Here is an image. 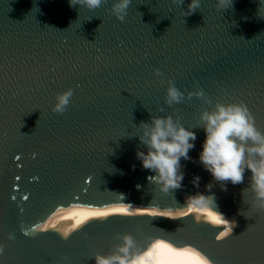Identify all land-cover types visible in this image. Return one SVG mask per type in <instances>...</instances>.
<instances>
[{
  "label": "water",
  "instance_id": "95a60500",
  "mask_svg": "<svg viewBox=\"0 0 264 264\" xmlns=\"http://www.w3.org/2000/svg\"><path fill=\"white\" fill-rule=\"evenodd\" d=\"M190 2L132 0L122 22L114 0L94 11L69 0H0V264H96L125 236L132 255L160 245L207 264H264V209L252 206L250 171L233 185L199 162L200 116L217 104H245L264 133V0H233L227 10L201 0L189 15ZM170 82L185 97L171 106ZM68 89L66 111L54 112ZM201 89L203 98H188ZM153 115L197 136L181 160L183 186L167 193L136 155L147 151L137 128ZM199 192L214 193L218 209L208 207L229 221L83 208L173 207Z\"/></svg>",
  "mask_w": 264,
  "mask_h": 264
},
{
  "label": "clouds",
  "instance_id": "9594fccd",
  "mask_svg": "<svg viewBox=\"0 0 264 264\" xmlns=\"http://www.w3.org/2000/svg\"><path fill=\"white\" fill-rule=\"evenodd\" d=\"M105 0H69L70 7L79 5L94 11L101 7ZM132 0H114L112 14L123 20L127 15ZM174 4L184 5L185 0H172ZM219 7L224 10L233 5V0H217ZM201 6V0H191L187 5L188 14L194 13ZM157 76L162 75L159 69L155 70ZM195 95L203 98L205 93L199 91L189 93L188 98ZM73 96V90L60 93L56 96L53 111L63 114ZM184 93L173 83H169L165 102L171 106L183 102ZM163 111V109H161ZM200 120L205 132V140L199 153V162L217 182H231L233 185L243 183L245 172L250 171V184L254 193L253 205L264 209V133L254 125V118L247 106L243 103L223 105L217 104L212 111L201 113ZM138 138L140 143L147 147V151H137V159L144 169L154 173L149 182L160 186L161 191L169 192L180 189L184 179L181 160H189V151L195 147L196 132L182 125L173 116H152L150 122L141 121ZM200 177L193 178V185L199 187ZM211 183L206 187L211 190ZM222 189L227 190V184L222 183ZM245 189L242 190V194ZM243 197V195H242ZM187 203L193 210L199 211L207 206H215V194L205 195L202 192L186 197ZM241 214V212H240ZM216 224L227 220L222 213H209ZM12 237L10 236L9 239ZM134 241L131 236L124 237V243L118 247L117 252L110 256L97 255L96 264H145V258L132 255L131 249ZM3 251L0 246V252ZM151 255V253H149Z\"/></svg>",
  "mask_w": 264,
  "mask_h": 264
},
{
  "label": "bare ground",
  "instance_id": "6f19581e",
  "mask_svg": "<svg viewBox=\"0 0 264 264\" xmlns=\"http://www.w3.org/2000/svg\"><path fill=\"white\" fill-rule=\"evenodd\" d=\"M97 214L101 213H137L148 211H164L167 213H180V215H209L215 214L217 211L205 207L199 211L193 210L189 203L185 205H177L173 207H143V206H130V205H116V206H86L83 207ZM222 213V212H220ZM226 215L225 213H222ZM151 253V255H149ZM145 258V264H203L202 261L194 258L193 256L183 252L180 249L170 248L160 245H152L139 254Z\"/></svg>",
  "mask_w": 264,
  "mask_h": 264
},
{
  "label": "snow or ice",
  "instance_id": "6c2138e0",
  "mask_svg": "<svg viewBox=\"0 0 264 264\" xmlns=\"http://www.w3.org/2000/svg\"><path fill=\"white\" fill-rule=\"evenodd\" d=\"M19 158H20L19 156L16 157V159H19ZM16 179L18 180L19 177H16ZM13 199H15V197H13ZM24 199L27 200L28 197L26 196V197H24ZM152 214H155V213H152ZM99 215H100L101 217H103V216H105L106 214L101 213V214H99ZM162 215H170V213L165 212V213H162ZM217 239H220V237H217ZM203 264H207V261H204Z\"/></svg>",
  "mask_w": 264,
  "mask_h": 264
}]
</instances>
